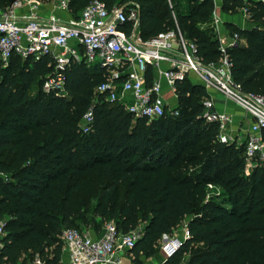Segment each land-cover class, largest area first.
<instances>
[{
	"label": "trees",
	"instance_id": "16d2710c",
	"mask_svg": "<svg viewBox=\"0 0 264 264\" xmlns=\"http://www.w3.org/2000/svg\"><path fill=\"white\" fill-rule=\"evenodd\" d=\"M13 1L0 0V10ZM91 1L67 0V9L77 17ZM97 1L107 9L136 4L144 39L177 27L203 62L221 56L217 40L199 26L214 11L213 0ZM242 8L247 27H231L245 42L227 49L232 77L243 91L264 95V0L223 1L225 12ZM50 59L12 54L6 65L0 61L5 264L36 255L60 264L63 229L100 232L108 221L123 232L141 225L130 253L132 264H142L188 216L189 237L162 264H264V160L246 174L243 147L217 140L218 124L202 116L203 86L188 78L176 83L177 115L134 118L102 95L93 101L104 80L97 66L71 63L65 94L45 93ZM90 107L93 124L83 133L79 122ZM210 186L220 192L209 194Z\"/></svg>",
	"mask_w": 264,
	"mask_h": 264
},
{
	"label": "built area",
	"instance_id": "2783aa9c",
	"mask_svg": "<svg viewBox=\"0 0 264 264\" xmlns=\"http://www.w3.org/2000/svg\"><path fill=\"white\" fill-rule=\"evenodd\" d=\"M26 2L29 9L20 15L18 10ZM37 4L38 0H14L0 10V61L3 65L12 54L21 58L49 56L51 70L42 82V90L60 95L65 94V70L71 63L97 66L103 70L104 80L95 87L93 101L102 95L104 100L122 105L134 118L148 120L178 114L175 85L188 78L203 86L208 94L203 100L202 116L206 122L218 124L217 140L243 147L246 174L264 160V95L245 92L234 81L227 49L238 46L244 38L236 32H225L217 17L212 27L221 56L217 61L205 63L197 55L196 44L177 27L144 39L139 30L138 6L131 2L107 9L102 2L94 0L80 10L77 17L67 21L53 15L42 18L36 10ZM57 5L67 9V0H57ZM192 74L196 78H192ZM212 90L219 92L251 121L245 127L240 124L233 128V114L214 109ZM92 124L90 107L79 127L86 133ZM183 227L180 237L164 234L159 240V250L166 257L189 237L187 226ZM91 232V228L62 230L60 264H121L122 256L140 238L142 227L123 232L113 221H108L100 232L93 235ZM3 236V222H0V250ZM0 264H5L1 257ZM26 264L45 262L36 255Z\"/></svg>",
	"mask_w": 264,
	"mask_h": 264
},
{
	"label": "crops",
	"instance_id": "0c3cea01",
	"mask_svg": "<svg viewBox=\"0 0 264 264\" xmlns=\"http://www.w3.org/2000/svg\"><path fill=\"white\" fill-rule=\"evenodd\" d=\"M223 1L224 0H213L214 11L207 20L199 24L200 28L207 30L213 36V38L215 37L212 27L214 17H217L219 19L222 27L224 28V31L230 34L234 32L231 26H236L241 29L247 27L248 15L245 11V8L239 9L233 13L225 12L222 9ZM29 6L30 5L27 2L24 3L22 8L18 10V13L20 15L25 14V12L28 11ZM36 10L42 18H47L53 15L59 18L61 21H67L71 17H73L68 11V9H62L58 7L57 0H54L49 3H42L39 1V4H37L36 6ZM221 32H223V30ZM244 42L245 40H242L240 44H244ZM192 78H196V76L192 74ZM167 93L168 91L164 89V94L167 95ZM210 93L214 99V109L216 111H223L233 114V120L237 126H240L241 124L245 127L251 121V118H245L241 110H238L231 102L226 101L225 98L219 92L212 90ZM188 220L189 218L185 221L184 225H187ZM183 228L184 227H181V229ZM93 233L96 234L94 230L93 232H91V234L93 235ZM129 253L130 251H128L126 255L122 256L121 264H132L131 253ZM166 259L167 257L160 250L150 258H146L143 256L141 257L142 264H162Z\"/></svg>",
	"mask_w": 264,
	"mask_h": 264
},
{
	"label": "rangeland",
	"instance_id": "374dc122",
	"mask_svg": "<svg viewBox=\"0 0 264 264\" xmlns=\"http://www.w3.org/2000/svg\"><path fill=\"white\" fill-rule=\"evenodd\" d=\"M236 124L234 123V124H232V127L233 128H236L237 126H235ZM230 133V132H229ZM208 190H209V194H218L219 192H220V190L218 189V188H216V187H208ZM189 218V216L180 224V226L177 228V231L174 233V235H176L177 237H180V235H181V227H183L184 226V223H185V221L187 220ZM78 226L80 227V226H83V225H80V224H78ZM140 227H141V225H140ZM158 245H159V243H158Z\"/></svg>",
	"mask_w": 264,
	"mask_h": 264
}]
</instances>
